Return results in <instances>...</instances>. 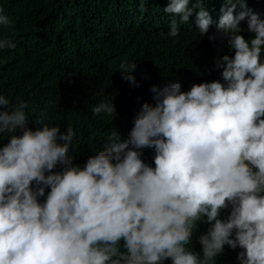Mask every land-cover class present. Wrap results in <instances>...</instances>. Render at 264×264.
Segmentation results:
<instances>
[{"label": "clouds", "instance_id": "1", "mask_svg": "<svg viewBox=\"0 0 264 264\" xmlns=\"http://www.w3.org/2000/svg\"><path fill=\"white\" fill-rule=\"evenodd\" d=\"M164 11L176 15L157 31L158 48L175 43L164 69L134 120L88 142L99 146L83 167L71 127L32 130L28 102L0 95V134H12L0 147V264H217L225 246L241 249L238 264H264V10L169 0ZM11 23L0 7V26ZM16 47L0 38V50ZM136 67L121 64L133 85ZM197 223L200 252L188 247Z\"/></svg>", "mask_w": 264, "mask_h": 264}, {"label": "trees", "instance_id": "2", "mask_svg": "<svg viewBox=\"0 0 264 264\" xmlns=\"http://www.w3.org/2000/svg\"><path fill=\"white\" fill-rule=\"evenodd\" d=\"M168 3L169 0H0V7L12 22L8 27L0 26V38L17 41L14 50H0V95L12 104L28 102L27 127L32 130L41 126L36 120L60 126L62 134L71 127L75 136L70 154L73 164L83 167L91 150L99 146L87 147L88 142L104 140L133 119L145 103L146 87L164 69L166 52L175 45L166 40V50L158 48L159 23L166 16H176L164 11ZM245 3L258 15L264 10V0ZM240 10L238 4L234 14ZM187 23L182 24L188 27ZM241 34L245 39L254 37L247 31ZM216 36L217 41L227 42L219 34ZM213 42L206 44L204 61L212 56ZM122 63L137 64L133 74L138 85L123 78ZM101 101H112L115 112L94 115L92 107ZM15 134H22V130ZM11 135L0 134V147L9 142ZM60 170L59 166L53 169ZM206 231L204 223H197L190 250L201 251L198 238ZM123 243L120 242V251H126ZM240 251L225 246L217 264H238ZM164 264H171V259Z\"/></svg>", "mask_w": 264, "mask_h": 264}]
</instances>
